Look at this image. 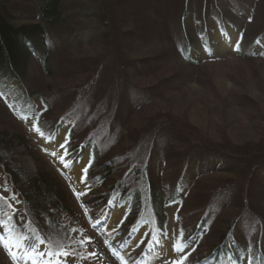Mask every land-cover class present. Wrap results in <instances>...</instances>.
<instances>
[{
  "label": "rangeland",
  "instance_id": "obj_1",
  "mask_svg": "<svg viewBox=\"0 0 264 264\" xmlns=\"http://www.w3.org/2000/svg\"><path fill=\"white\" fill-rule=\"evenodd\" d=\"M37 1L39 0H0V5L2 3L8 5L15 16H18L17 21H9L17 27L39 19ZM182 1L184 0H66L60 8L63 15L62 24L46 31L49 73L43 72L39 60L30 58L28 61L24 84L26 89L35 95L37 109L29 106L24 111L35 110L41 113L45 106L41 105L40 99H44L48 111L37 117L38 122L35 124L37 126V123H51L50 121L70 116L72 114L70 110H73L74 106L91 101L96 93V86L101 88L98 95L101 98L96 100L104 99L103 105L116 104V99L120 97L118 111L111 115L110 122L94 120L95 125L99 126L102 139L97 134L91 136L96 145H100L98 146L101 149L100 160L105 161L111 157L115 159L116 168L115 173L113 172L110 177L111 183L115 179L129 181L133 166L130 167L127 163L133 159L139 164L143 162L147 165L149 178L168 192L176 185L175 179L185 167L184 154L181 159L176 155L188 151L191 146L187 143L196 140L205 143L215 152H229L226 155H233L230 159V168L226 171L233 170L230 173H233L236 186L227 176L230 173L226 176L208 175L210 173L207 172V167L202 166L212 159L206 154L207 150L206 153L201 154L196 151L195 156L189 158L188 166L196 159L201 160V168L194 166L193 172L198 176L207 172V176L199 178L201 180L194 181L189 186L190 190L183 199L181 208L176 207L167 220L168 235L176 239L192 229L201 216L200 208L204 205L203 196L206 191L209 189L207 194H215L212 193L214 187H209L213 185L211 184L213 181L218 178L228 179L229 183L233 184L232 190L218 197L216 202V208L222 202H229L231 208L216 215L210 224L212 226L209 225L205 230L196 249L189 255L191 260L196 255H204L213 248L214 244H218V232L224 230L227 222L230 223L232 220L236 221L233 236L240 244H247L250 247L258 238H261V243L264 244V62L238 59L230 55H223L217 62L203 63L199 67H190L181 61L175 48L181 38L180 25L183 24L192 32V23L196 24L195 20L197 23L201 21L199 14L196 16L192 12L191 5H194V0H189L190 5ZM184 8L188 12L185 21L181 19ZM252 9L254 12L251 10L246 12L245 17L249 13L252 14L249 18H252L253 22L239 23L241 27L246 28L248 39L264 29V0L256 1ZM102 26L108 28V38L104 42L96 43L100 42V38L96 37L98 34L95 33L94 28ZM189 36L193 37V34ZM249 42L246 40L245 46H248ZM125 60L127 62L124 66L127 68L123 66ZM96 77L99 79L105 77V84L99 85L97 81L89 86ZM127 80L132 83V88L153 86V89L156 87L157 90L149 92L139 90L141 94H136L130 88L131 92L127 94L125 92ZM154 95L160 96L155 97L152 104L149 103L138 112L135 111V105L141 102L138 99L144 97L148 99ZM210 99L209 103H213L214 107L208 105ZM2 101L3 103L0 102V133H4L12 141L11 153L23 173L33 178L36 177L39 169H44L59 182L58 185L67 195H70L68 191L70 187L77 190L80 186V169L77 168L71 174L67 173L69 176L66 177L70 182L69 184L64 182L65 186L59 177L52 174L50 167L39 153L41 149L39 145L47 138L41 133L40 139L35 136L38 128L28 120L18 118L15 109L10 110L7 102L3 99ZM130 107L133 114H124ZM117 114H120L119 119L124 116L126 122L124 127L120 123L114 125L118 136L113 138L111 133L108 134L106 131V125L110 126L114 115ZM182 114H185L187 121L194 123L195 132L199 131L200 135L192 137L180 128L181 124L177 123V119L180 121ZM80 115L78 112L79 123H81ZM87 115L93 116L91 111ZM84 120L89 121L88 116H85ZM258 122L260 125L256 128ZM142 124L150 129L147 132L144 131L146 129L140 130ZM165 125L168 130L165 129ZM215 128L219 130L218 132L222 129L221 133L228 137L227 141L230 143H240L238 147L241 149L231 152L230 147L226 148V145L219 144V140L214 137L217 133ZM204 132L206 136H203ZM199 136L201 138H198ZM171 145L175 147L170 148ZM246 145H248L246 149L242 148ZM251 155L256 158L251 159ZM244 157L252 160L249 165L243 164ZM127 158L131 159L128 161ZM38 159L42 160L43 164L38 163ZM217 163L224 166L228 162ZM252 168H257L258 171H255L257 176L252 175ZM191 169L189 168L188 171H192ZM7 187L3 185L0 188L1 194L6 198V207L7 202L10 206L19 203V200L8 193L10 187L8 185ZM250 187L258 192L254 201L249 197L250 192L253 191ZM83 197L87 200V204L93 205L91 212L93 217L98 219L95 225L103 223L104 217L101 215L102 213L106 215L109 211L103 207L104 210L97 209L104 202L101 195L93 192ZM76 201L77 198L75 203L78 210ZM0 204L5 205L4 198ZM215 211L214 208L213 213ZM147 212L149 211L144 213ZM261 217L263 220L260 219ZM154 218L148 219L154 222ZM1 219L0 216V223H2ZM70 225L73 230L67 242H63L61 236L55 233L39 252L35 251L40 257L41 264H133L134 260L138 261L152 251L149 246L135 250L134 244L129 251L130 255L129 253L122 255L120 252L122 245L129 236L124 233L123 241L114 242L108 240L104 233L94 234L90 228L95 226L93 224L90 226L82 214L70 222ZM27 229L34 231L28 228L27 224L19 230ZM42 232L45 234V231ZM3 236L0 233V264H18L17 261L15 262V253L9 240ZM62 250L72 251L74 254L69 255ZM161 253L163 255L164 247ZM175 256L171 253L170 259H175ZM30 262H33L32 259ZM176 262L178 260L171 261L173 264H177ZM150 263L153 264L154 260L150 259Z\"/></svg>",
  "mask_w": 264,
  "mask_h": 264
},
{
  "label": "trees",
  "instance_id": "obj_2",
  "mask_svg": "<svg viewBox=\"0 0 264 264\" xmlns=\"http://www.w3.org/2000/svg\"><path fill=\"white\" fill-rule=\"evenodd\" d=\"M65 1L66 0L37 1L36 9L39 19L33 23L17 27L13 26L9 21H17L18 16H15L10 8H8V5L3 3L0 5V102H3V99L7 102L10 110L14 108L18 118L32 117L31 120L35 122V117L48 111L44 99H40L41 105L45 106L41 113L36 111H24V109L29 106L30 108L37 109L35 106L36 97L26 89L24 79L27 74L28 61L30 58L39 60L43 72L45 74L49 73L46 31L52 30L62 24L63 15L60 8ZM256 1L258 0H194V5H191L193 8L192 12L196 16L199 14L198 17H201V21L197 23L195 20L196 24L192 23V32L191 30L188 31L183 24L180 25L181 38L178 44L175 45L178 58L190 67H199L203 63H215L223 55H230L238 59L264 62V29L248 39V36H246V28L239 25V23L249 24L253 22L252 18H249L252 14L247 13L248 16L245 17V13L250 10L254 12L252 7H254ZM182 2H185L186 5H190V3H188L189 0H184ZM184 9H182L181 12V19L183 21L186 20L188 13L187 9ZM102 14L104 13H101V15ZM107 29L106 26L94 28L95 33L98 34L96 37L100 38V42L98 41L96 43L107 40ZM190 34H193V37H190ZM246 40L250 41L248 46L244 44ZM126 62L125 60L123 66L126 65ZM124 67L127 68V66ZM97 77L93 79L89 86H92L97 81L99 85L105 84V77H100V79ZM131 85L132 83L127 80L125 85V92L127 94L131 91L139 94L140 91L149 92L157 90L156 87L153 89V86H150L152 88L140 87L139 89L132 88ZM130 88L132 89L131 91ZM201 90L205 91L204 88H201ZM100 92L101 88L96 86V93L93 95L91 101L89 103L85 102L81 105L77 104L74 106V109L70 110L72 114L70 113L71 115L66 116L65 119H56L55 121H50L51 123H37L36 127L38 128V133H36L35 136H38L40 139L41 134H43V136L47 138L39 145L41 146L39 153L45 160L44 162L46 165L50 167L52 174L62 180V177L55 171L57 163H54L52 157H47L50 161L46 158V154L48 153L47 148L50 147V145L52 147L55 141L62 138L60 148L63 156L60 159V165H64L66 168H69L67 167L68 165L83 167L77 194L80 192L84 195H88L94 192L99 193L101 197L107 201H113L118 207V214L123 216L121 221L116 224L117 227L115 229L120 230L123 226H128V228H130L134 223H137L140 227L143 225L146 227L150 226L154 233L153 239L158 241V239L161 238L164 241L167 239V220L170 215L174 213L176 207L181 208L183 199L188 195V191L190 190L189 186H191L194 181L196 182L207 176V172L210 173L208 174L209 176L214 174L226 176L227 173L233 171H226L230 168V159L233 155H226L229 154V152H215L213 149L207 147L208 145L206 146L205 143L196 140L193 143H187V145L190 144L191 146L188 151L186 150L176 155L177 158L181 159L184 154L185 167L182 168L184 169L183 171L181 169L179 177L175 179L176 185L169 189L168 192L149 178L147 165L143 164V162L139 164L138 161L131 159L132 157L127 158L128 161L131 159L127 165L130 167L133 166L129 181H119L115 179V181L111 183L109 180L116 168L115 159L111 157L105 161L100 160L101 149L98 147L100 145H96L95 140L92 139L91 136L97 134L98 137H101L99 133L100 130L98 129L99 126L98 124L95 125L94 120H108L110 122V120H112L110 119L111 115L115 114L121 99L118 97V99H116V104L110 103L109 105V103H106L103 105L104 99H99V101H97L98 99L96 100V98H101V96L98 97ZM159 96L160 95H154L148 99L145 97L138 99L141 102L135 105V111L137 110L138 112L143 106L149 103L152 104L153 99L155 97L159 98ZM114 98H116V96ZM209 102H211V99L208 101V105L211 104V107H214L213 103ZM131 108L132 107L126 110L124 114H133V110L130 111ZM90 111L93 116L87 115ZM78 112L81 114L79 117L81 123L78 122ZM120 112L122 113V111ZM184 115L185 114L180 115V121L177 119V123L181 124L180 128L185 130L192 137L200 135L199 131L195 132L196 128L193 127L194 123L187 121ZM85 116H88L89 121H83ZM123 117L124 116L119 119L120 114H117V116L114 115L113 121L110 123L111 127L106 125V131L108 134L111 133L113 138L118 136L114 125L120 123V125L124 127L126 121L125 117ZM164 118L165 117H163V119ZM259 125L260 123L258 122L256 128H259ZM145 126L143 125L140 130L146 129L144 131L147 132L150 128H146ZM170 126L175 127V125ZM251 128L255 129V127ZM165 129L168 130L167 125H165ZM221 130L218 132L219 130L217 131L216 129L217 133L214 135V137L219 140V144L226 145V148L230 147L231 152L233 150L238 151L239 148L241 149V147H238L240 143L232 144L227 141L228 137L223 135ZM208 133L207 131V134ZM162 134L163 133H161V135ZM208 135H210V133ZM203 136H206L205 132ZM108 138H110V136ZM198 138L201 137L199 136ZM11 146L12 141L8 136L4 133H0V173H2L0 188L3 185L5 187L8 185L10 187L8 193L14 199L19 200V203L17 202L15 205L6 207V198L3 194H0L5 200V205L3 207L0 206V216L2 218L7 217L5 222L13 226L17 250L24 253L25 256L36 255L35 251L41 250L42 245L45 243L47 244L48 239L55 233L61 236L63 242H67L73 230L70 222L79 218L82 212L80 213V210H77L75 200L72 199L71 193L67 195L63 192V189L58 185L59 182L44 169H39L36 177L29 178L26 176L13 158ZM247 146L248 145L242 146V148L246 149ZM172 147H175V145H171L170 148ZM76 150H79V157H77L75 162L68 163L65 155L69 153L75 155L74 151ZM205 150H207L208 153H206ZM196 151L200 154L205 152L212 158L208 161L209 163L202 164V166L207 167V172L200 176H198V174L196 175L193 169L194 166H201V160L198 161V159H196L195 162H192V164L188 166L189 158L195 156L194 153ZM33 156L37 158L35 155ZM71 157L73 156H70L69 161ZM250 158L254 159L256 156L251 155ZM127 160L125 162H127ZM37 161L43 164L42 160L38 159ZM223 161L228 162L227 165L220 166L217 163ZM243 161V164L249 165L252 160L244 157ZM255 167L257 166L255 165ZM259 167L261 166L259 165ZM189 168H192V171H188ZM252 170V175L257 176L255 173V171H258L257 168H252ZM232 175L233 173H230L227 176L236 186L237 184L234 181L235 178H233ZM184 178H186V181ZM238 179L240 178L238 177ZM229 180L218 178L211 183L213 185L209 187H214L212 193L215 194H207V192L210 191L209 189L206 191L203 196L205 199L204 205L200 208V211L202 210L201 216L191 230L183 233L180 242L187 245L195 243L194 247H196L198 245L197 243H199L203 237L205 230L208 229L209 225L214 221V218H216V215H220L225 209L231 208L229 202H222V204L216 208L217 198L223 196V194L233 188V184L231 185ZM62 182L65 185L63 180ZM93 186H96V188H93ZM250 190L254 191L252 187H250ZM253 191L250 192L249 196L251 201H254L258 195L256 190V193ZM6 193L7 192H4V194ZM79 204H83V201H80ZM90 206L92 205L83 204L80 206L83 212L86 211L84 218L88 220L91 219L88 213V211H90ZM214 208L216 211L213 213ZM146 211H149L147 214H150L153 218L155 217L154 222L151 221V223H149L147 220V222L145 221L146 224L142 223V215ZM254 213L256 212L254 211ZM213 215L214 217H212ZM260 219L263 220V217ZM256 220L258 219L256 218ZM25 224L34 231H29L28 229L19 230ZM138 226H134L132 229L136 228L137 230L140 228ZM235 226V220H232L230 223L227 222L224 230L218 232V244H214L213 248L205 253L206 255H199L197 261L193 264H205L207 260H211V262L214 261L217 264H264V244L261 243L262 239L258 238L250 247H248L247 244H242L241 246L239 241L233 236ZM42 231H45V234H43ZM148 232L150 234L152 233V231L147 228V234H149ZM62 252L67 251L62 250ZM67 253L69 255L74 254L72 251H68ZM32 261L35 264H41L40 260Z\"/></svg>",
  "mask_w": 264,
  "mask_h": 264
}]
</instances>
